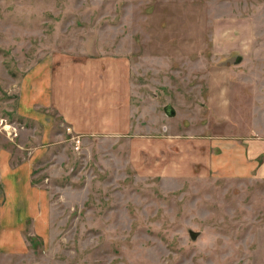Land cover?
<instances>
[{"label":"rangeland","instance_id":"1","mask_svg":"<svg viewBox=\"0 0 264 264\" xmlns=\"http://www.w3.org/2000/svg\"><path fill=\"white\" fill-rule=\"evenodd\" d=\"M103 55L151 71L128 132L83 137L39 87ZM261 90L264 0H0V264H264L259 170L157 174L199 133L264 141Z\"/></svg>","mask_w":264,"mask_h":264},{"label":"crops","instance_id":"2","mask_svg":"<svg viewBox=\"0 0 264 264\" xmlns=\"http://www.w3.org/2000/svg\"><path fill=\"white\" fill-rule=\"evenodd\" d=\"M122 56L103 55L91 59L70 58L71 60L58 57L57 65L53 66L48 76L41 79L39 105L58 109L57 115L65 121L63 123L72 125L83 137L88 136V133L107 137L128 132L133 124V119L129 118L133 87H138L137 81H141L142 76L150 75L151 68L146 70L147 73H141L139 67L135 69L131 64L130 56ZM88 60H94V64H90ZM214 70L208 75L220 82L214 75ZM156 75L153 74L158 79L155 80L163 83L155 87H176L170 77L162 80ZM205 135L199 133L198 139L193 138L195 141L183 148L188 156V160H185L183 152V162L186 163L184 167L174 163L176 166H172V169L168 167L157 174L172 177L196 174L201 178L216 174L218 177L247 178L254 176V169L256 172L259 170V178L264 180V159L258 164L255 160L264 153V141L242 136L240 137L244 141L239 136L238 139L232 137L231 140L229 137L212 139L213 136H210L209 139L212 140H209ZM172 145L171 143V147ZM147 152L153 154L149 149ZM218 152L220 155L216 156ZM179 171L183 174L177 175L180 174Z\"/></svg>","mask_w":264,"mask_h":264},{"label":"water","instance_id":"3","mask_svg":"<svg viewBox=\"0 0 264 264\" xmlns=\"http://www.w3.org/2000/svg\"><path fill=\"white\" fill-rule=\"evenodd\" d=\"M239 59L238 60H241V56L238 57ZM165 109L168 111V113L170 112L171 115H174L175 114V110L172 109L171 106H165Z\"/></svg>","mask_w":264,"mask_h":264},{"label":"built area","instance_id":"4","mask_svg":"<svg viewBox=\"0 0 264 264\" xmlns=\"http://www.w3.org/2000/svg\"><path fill=\"white\" fill-rule=\"evenodd\" d=\"M79 142V143H78ZM80 142H81V139L80 138H78V141L77 142H75L76 143V148L77 149H80Z\"/></svg>","mask_w":264,"mask_h":264},{"label":"bare ground","instance_id":"5","mask_svg":"<svg viewBox=\"0 0 264 264\" xmlns=\"http://www.w3.org/2000/svg\"><path fill=\"white\" fill-rule=\"evenodd\" d=\"M9 126V125H8Z\"/></svg>","mask_w":264,"mask_h":264}]
</instances>
